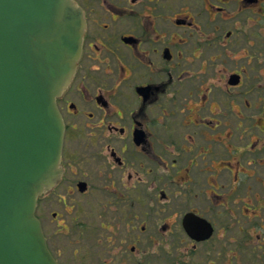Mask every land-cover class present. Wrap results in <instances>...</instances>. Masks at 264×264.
Masks as SVG:
<instances>
[{
  "label": "flooded vegetation",
  "instance_id": "obj_1",
  "mask_svg": "<svg viewBox=\"0 0 264 264\" xmlns=\"http://www.w3.org/2000/svg\"><path fill=\"white\" fill-rule=\"evenodd\" d=\"M75 1L62 174L36 208L53 256L264 264V0Z\"/></svg>",
  "mask_w": 264,
  "mask_h": 264
},
{
  "label": "water",
  "instance_id": "obj_2",
  "mask_svg": "<svg viewBox=\"0 0 264 264\" xmlns=\"http://www.w3.org/2000/svg\"><path fill=\"white\" fill-rule=\"evenodd\" d=\"M75 0H0V264H60L35 214L62 174L57 97L82 53Z\"/></svg>",
  "mask_w": 264,
  "mask_h": 264
},
{
  "label": "rangeland",
  "instance_id": "obj_3",
  "mask_svg": "<svg viewBox=\"0 0 264 264\" xmlns=\"http://www.w3.org/2000/svg\"><path fill=\"white\" fill-rule=\"evenodd\" d=\"M189 260L191 261V259H189ZM202 262H203V260L200 258V256H197V257H195V260H194L193 264H201ZM160 264H163V263H160Z\"/></svg>",
  "mask_w": 264,
  "mask_h": 264
}]
</instances>
